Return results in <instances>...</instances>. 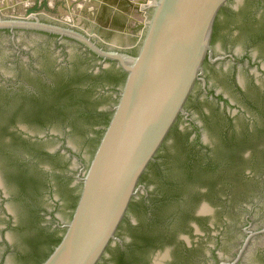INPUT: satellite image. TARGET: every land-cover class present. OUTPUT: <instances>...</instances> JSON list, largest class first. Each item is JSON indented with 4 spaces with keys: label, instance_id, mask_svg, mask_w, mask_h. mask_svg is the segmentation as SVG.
<instances>
[{
    "label": "water",
    "instance_id": "1",
    "mask_svg": "<svg viewBox=\"0 0 264 264\" xmlns=\"http://www.w3.org/2000/svg\"><path fill=\"white\" fill-rule=\"evenodd\" d=\"M262 4L0 0V264H98L222 22Z\"/></svg>",
    "mask_w": 264,
    "mask_h": 264
},
{
    "label": "flooded vegetation",
    "instance_id": "2",
    "mask_svg": "<svg viewBox=\"0 0 264 264\" xmlns=\"http://www.w3.org/2000/svg\"><path fill=\"white\" fill-rule=\"evenodd\" d=\"M263 169L264 4L222 22L214 56L98 264H212L213 258L233 264L249 232L264 228L247 224L236 256L218 258L209 244L223 232L214 215L223 213L224 202L236 213L248 210L252 181L264 177ZM263 235L250 240L236 264Z\"/></svg>",
    "mask_w": 264,
    "mask_h": 264
},
{
    "label": "rangeland",
    "instance_id": "3",
    "mask_svg": "<svg viewBox=\"0 0 264 264\" xmlns=\"http://www.w3.org/2000/svg\"><path fill=\"white\" fill-rule=\"evenodd\" d=\"M229 99L234 104L248 109L242 106L244 104L241 102V98L229 97ZM204 108L208 109L207 105ZM261 173L264 174V169ZM252 183L254 191L251 203H253H246V205L250 206L248 210L236 213L233 209L229 208L228 202H224L223 205L226 209L223 210V213L214 215L218 225L223 229L221 238L218 239V236H214L209 240V244L216 251L218 258L227 260L233 259L236 256L247 236L245 231L247 232L248 230L244 229L247 224H251V229L255 230L264 228V177L253 180ZM194 188L198 189L201 187L195 186ZM211 260L210 263L212 264L218 263L217 258ZM241 264H264V235L252 240Z\"/></svg>",
    "mask_w": 264,
    "mask_h": 264
}]
</instances>
